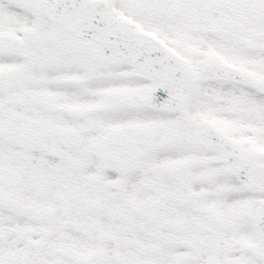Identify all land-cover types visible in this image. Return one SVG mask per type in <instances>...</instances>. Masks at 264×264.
Listing matches in <instances>:
<instances>
[{
	"label": "bare ground",
	"instance_id": "obj_1",
	"mask_svg": "<svg viewBox=\"0 0 264 264\" xmlns=\"http://www.w3.org/2000/svg\"><path fill=\"white\" fill-rule=\"evenodd\" d=\"M15 14L0 6V31L23 24ZM255 31L250 35L257 36ZM215 43L218 54H234ZM21 65L11 52L0 54L5 78L17 79ZM59 74L22 82L21 92L5 90L0 78V186L13 193L9 203L0 204V264H70L68 254L87 252L95 255L92 264H206L214 254L216 264H264L262 237L239 213L247 191L239 190L233 177L220 184L219 172L227 166L220 165L210 139L192 144L181 138L120 170L104 159L112 149L108 134L129 135L136 126L143 133L156 112L122 111L110 102L133 84L120 72L101 70L79 85L67 82L76 77L73 69ZM262 74L254 77L262 81L257 88L207 76L184 119L192 127L211 126L264 158ZM28 89L45 92L47 104L27 105ZM26 128L34 142L24 153L12 144L21 143L19 132ZM181 158L194 165L177 176L174 164ZM203 208L212 211L211 219L200 213ZM37 211L46 212L37 217Z\"/></svg>",
	"mask_w": 264,
	"mask_h": 264
},
{
	"label": "rangeland",
	"instance_id": "obj_2",
	"mask_svg": "<svg viewBox=\"0 0 264 264\" xmlns=\"http://www.w3.org/2000/svg\"><path fill=\"white\" fill-rule=\"evenodd\" d=\"M15 2L16 10L22 12L25 15L26 21L30 22V27H35L36 34L38 35H59L60 47L66 51V55L58 54L59 59L62 63L57 70L67 69V66H71L68 69L72 68L76 72V77L79 76V71L83 75H93L99 74L102 70L109 68L122 69V77L134 79L133 84L126 89L122 90V99L118 100V104L122 105V111L127 110H138L142 106H135L134 109H130L127 105L125 106V99H136L137 95H134L135 88H144L148 85L147 81L141 78H137L133 74V69L123 63H113L111 65H102L99 62L91 61L87 53L76 45L73 37L67 31L63 30L61 27L57 26L54 23H51L46 19L37 9V0H13ZM109 6V10L116 16L125 17L129 20L130 27L135 31H146L150 33L153 37L157 38L161 42L170 44L178 53H180L186 60V63L191 67L196 69V81L197 83L194 86V97L202 87L207 75H204L200 72L199 67L201 62H195L196 59H203L206 56H212L214 59L220 62H228L234 68L240 69L242 72L251 75L252 77H259L264 75V61L259 63H253L250 60H245L241 54L230 55V54H217L218 51L208 44L207 42H201L202 32L198 30V27L203 26L209 30V32L217 37L222 38L223 40H246L252 46V48H264V0H184V3L181 0H105ZM7 3V0H0V5L5 7L4 4ZM172 3H176L178 6V23L175 26L167 24L165 20V11ZM8 5L6 6V8ZM19 8V9H18ZM21 22V21H20ZM253 30L257 36L253 37L250 34ZM33 34V33H32ZM58 36V37H59ZM200 37V38H199ZM1 38V36H0ZM199 38L200 40H198ZM203 39V38H202ZM197 40V41H196ZM6 41H4V44ZM12 48L15 49L12 43H10ZM46 45V44H45ZM43 50L48 54V50L45 46H42ZM200 49L201 54L198 55L193 53L194 50ZM73 56L70 57L69 55ZM51 53V52H49ZM111 66V67H110ZM48 70V69H47ZM53 70V69H52ZM115 70V69H114ZM46 70L40 71V74H45ZM62 72L65 73V70ZM58 74V72H57ZM46 77V76H45ZM33 80V79H32ZM76 81V80H75ZM75 81L72 83L75 84ZM258 83L262 82L261 80H256ZM190 90L187 92V95L192 92ZM112 101H116L117 98H112ZM160 116V113H155L153 119L157 121ZM181 117V119H183ZM180 119V120H181ZM180 122H178L179 124ZM177 123H175V126ZM183 131L189 138H191L190 132L193 130V127L182 126ZM178 130V129H177ZM179 131V130H178ZM181 131V130H180ZM20 133V132H19ZM21 139L23 142L30 141L31 138L27 139V134L20 133ZM30 136V135H29ZM196 141L195 143H197ZM107 143V140H106ZM200 144V143H197ZM114 156L109 157L107 152L104 153V159L109 162L113 161L112 158H116V163H120L122 156V150H119L118 147H114L113 150ZM256 154V155H255ZM258 173L256 174L254 180L253 189L245 191L247 196H245V201L242 203V212L241 217L246 219L248 224L254 229L256 234L259 235L257 229L253 224V212L255 209V204L259 200L264 198V158L259 156L258 153H255ZM120 156V158H119ZM124 158V157H123ZM111 164V163H110ZM121 165H115L116 168L122 170ZM226 166V165H224ZM218 180L220 184L225 186L231 180L226 168L222 169L219 172ZM236 180V179H235ZM235 184L238 189H240L239 184ZM237 183V184H236ZM1 185V181H0ZM1 188V193L4 196H9V193L6 190ZM12 194V193H11ZM11 201V195L9 197V202ZM243 209H246V214L243 213ZM211 211V210H210ZM212 212V211H211ZM211 219V218H210ZM262 237V236H261ZM262 244L264 245V237L262 238ZM71 256V253L68 254ZM88 255L91 256L89 264H92L95 258L94 253L90 252ZM70 264H74V260L70 258Z\"/></svg>",
	"mask_w": 264,
	"mask_h": 264
},
{
	"label": "water",
	"instance_id": "obj_3",
	"mask_svg": "<svg viewBox=\"0 0 264 264\" xmlns=\"http://www.w3.org/2000/svg\"><path fill=\"white\" fill-rule=\"evenodd\" d=\"M39 9L51 20L67 27L94 58L124 60L136 67L137 74L154 79L155 87L144 97L148 106L182 111L183 104L178 96L168 97L170 90L179 91L184 86L192 85L191 75L181 60L144 34H132L125 21L113 19L108 15L102 0H40ZM168 16L173 20L176 10L171 12L169 9ZM215 77L256 86L251 79L232 71L224 64L217 67ZM34 98L35 103L39 104L40 97ZM211 135L224 147L226 158L233 161L231 171L241 178L244 185L249 186L255 169L252 158L245 152L232 148L230 142L217 132L211 131ZM205 214L208 216L207 212ZM254 221L264 235V203L259 207Z\"/></svg>",
	"mask_w": 264,
	"mask_h": 264
},
{
	"label": "flooded vegetation",
	"instance_id": "obj_4",
	"mask_svg": "<svg viewBox=\"0 0 264 264\" xmlns=\"http://www.w3.org/2000/svg\"><path fill=\"white\" fill-rule=\"evenodd\" d=\"M3 41H1L2 43ZM21 49L19 53L23 56V62L20 66V69L18 72V78L17 79H8L4 76L3 85H6L7 87L16 85L18 88V91H22V82L30 83V72L35 71L39 73L40 71H44L47 69H53L55 66H60L62 63L59 60L57 56L55 57H48L45 51H41L38 49L37 43L34 39H32L30 33L23 34V42L20 44ZM2 78V77H0ZM30 90L28 89L25 93L26 97V103L30 105L29 102V96H30ZM185 100V98H184ZM46 100L44 99L43 104H45ZM157 129L159 130V136L156 142V145L159 144H165L167 142H170L171 140H175L177 138L176 131L173 130L172 127H166L158 126ZM139 133L137 130L133 131L129 138L126 140L125 148L122 149V156L127 160L128 158H131V149L134 145H142L144 141V134ZM169 135V139H166L164 136ZM122 164H124V160L122 159ZM175 165H194L193 161L189 162H178Z\"/></svg>",
	"mask_w": 264,
	"mask_h": 264
}]
</instances>
